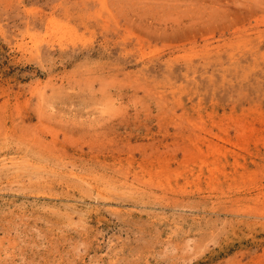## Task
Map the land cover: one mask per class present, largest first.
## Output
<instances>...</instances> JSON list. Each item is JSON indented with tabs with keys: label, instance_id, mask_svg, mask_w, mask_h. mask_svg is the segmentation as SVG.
<instances>
[{
	"label": "rangeland",
	"instance_id": "rangeland-1",
	"mask_svg": "<svg viewBox=\"0 0 264 264\" xmlns=\"http://www.w3.org/2000/svg\"><path fill=\"white\" fill-rule=\"evenodd\" d=\"M0 264H264V0H0Z\"/></svg>",
	"mask_w": 264,
	"mask_h": 264
}]
</instances>
